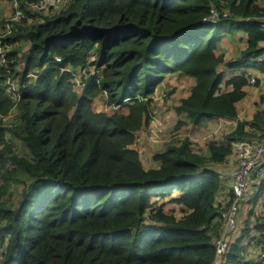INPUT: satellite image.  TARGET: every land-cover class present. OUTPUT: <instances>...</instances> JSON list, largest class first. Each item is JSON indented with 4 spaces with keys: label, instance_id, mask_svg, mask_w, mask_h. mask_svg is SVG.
I'll use <instances>...</instances> for the list:
<instances>
[{
    "label": "trees",
    "instance_id": "trees-1",
    "mask_svg": "<svg viewBox=\"0 0 264 264\" xmlns=\"http://www.w3.org/2000/svg\"><path fill=\"white\" fill-rule=\"evenodd\" d=\"M37 1L17 0L21 15L0 37L14 47L8 70L20 62L22 71L15 122L0 128V264H210L208 226L219 215L215 196L222 183L209 164L222 163L232 141L264 132V91L249 119L237 117L248 70L264 73V4L65 0L49 13L29 8ZM237 31L243 46L225 59L219 43ZM68 65L95 71L78 95L70 72L61 69ZM222 65L232 74L219 72ZM171 72L193 79L172 105L176 127L185 123L181 115L192 125L213 118L235 125L205 140L206 155L182 136L152 155L156 167L144 168L130 144L149 121L156 84ZM4 74L0 65V79ZM100 91L121 110L94 111L91 100ZM9 106L0 90V112ZM6 133L24 154L14 152ZM14 181L22 188L12 201L7 190ZM263 192L264 176L250 204ZM164 197L183 213L165 212L157 201ZM252 228L263 231L264 223L243 225L224 264H241Z\"/></svg>",
    "mask_w": 264,
    "mask_h": 264
},
{
    "label": "rangeland",
    "instance_id": "rangeland-1",
    "mask_svg": "<svg viewBox=\"0 0 264 264\" xmlns=\"http://www.w3.org/2000/svg\"><path fill=\"white\" fill-rule=\"evenodd\" d=\"M65 0H62L60 4H58L56 7L48 9L46 12L53 13L55 10H58ZM263 3V2H262ZM18 2L17 0H0V37L7 36L10 34L11 30L9 27L8 22L13 21L12 19H16L15 17V10L14 8H18ZM29 8L32 10H37L36 8L29 5ZM30 19V18H29ZM3 28V29H2ZM223 40L219 44V49L223 52L224 58H234L239 48L243 46V39L244 34L240 31H237L234 36H223ZM16 46H19L22 49H25L27 46L26 42L19 41ZM14 50V47L12 45L2 44L0 42V65L3 67V70L5 74L0 79V90L2 91L3 95L6 97L7 100L10 101V106L7 107V109L4 112H0V128H10L15 122V118L17 115V102H18V96H15L12 94V89L18 87V80L19 75L21 71V65H19L20 62H16L15 64H12V67L14 70H8L9 61L11 53L9 52ZM18 60L20 59V56H18ZM69 70L71 77L70 81L72 82V88L75 94H79L80 88L82 87V83L84 81L81 72L79 71L82 67H85V72H95L92 66H82L80 68H72L69 65L67 66ZM219 72L224 73V75H227V72H225V68L222 65L219 67ZM73 73V74H72ZM92 75V74H91ZM228 77V76H227ZM30 78L26 81H29ZM257 82L255 81L252 85H248L250 90H255V100L259 97V94L264 91V79L262 82H260L259 79H257ZM193 83V79L189 76L171 72L166 73L160 82L156 84V87L154 89L153 94H151V103H150V117L160 119V131L158 132V136L156 137L155 141H152L148 138V127H149V121L146 122V124H143L140 129H138L135 132V137L133 142L130 144L132 148H134L139 155V158L141 157V164L144 168H148L149 162L151 160L154 161L153 154L158 152L163 148V146L167 142H171L174 139H178L182 136H187L191 139V147L193 151H200L202 154H207L205 151V140L209 138H219L222 133L226 132L229 127V123H225V127H221L219 122H210L208 120H203L201 123L192 126L189 121H185L182 126H175V120L172 111V105L180 98L181 96H184L188 93L190 85ZM223 86V85H222ZM156 95H159V99L155 97ZM156 98V99H154ZM106 99V93L105 91L98 92L91 100V108L94 111H103L106 114H110L114 111H119L121 108H118L117 105H107L105 103ZM249 99H245L244 101H248ZM193 127V130H192ZM7 139L10 135L7 133L4 135ZM9 140V139H8ZM194 140V142H192ZM10 142L13 144V150L15 153L18 154H24V148L23 145L18 140H15V137L10 136ZM157 161V160H156ZM158 162V161H157ZM209 163H207L208 165ZM212 165V164H209ZM156 167V166H155ZM22 185L20 182H12L9 185V188L7 190V193H10L7 195L9 200L14 201L16 197L18 196L19 191L21 190ZM176 193V191H174ZM264 194V192H263ZM6 195H4L1 199L6 202L7 199ZM163 200V201H162ZM262 200V201H261ZM158 202H163L162 207L163 210L167 213H172L176 217L180 216L183 211L180 208V206L176 205L173 202L166 201V197L163 199H157ZM249 200L246 202L244 201L241 209H240V217L243 218L248 226H251L252 223L255 221L261 219L264 222V197L259 198L258 200H255L254 203H257L256 206L251 209ZM218 205L219 210L224 209L225 202L222 205ZM247 206V208H246ZM257 207V210H256ZM260 209V210H259ZM251 211V212H250ZM249 214H248V213ZM251 224V225H250ZM255 230H250V233H254ZM244 241V239H243ZM246 247V244H245ZM259 247V246H258ZM257 245H254V251L251 253L252 262L245 261L247 260V257H245L244 249L241 252V264H260L259 261H257L254 256L255 253L258 251ZM4 248V244L2 247H0V254H2ZM1 260V255H0Z\"/></svg>",
    "mask_w": 264,
    "mask_h": 264
},
{
    "label": "built area",
    "instance_id": "built-area-1",
    "mask_svg": "<svg viewBox=\"0 0 264 264\" xmlns=\"http://www.w3.org/2000/svg\"><path fill=\"white\" fill-rule=\"evenodd\" d=\"M61 1L62 0H38L31 4V6L47 11L50 8L56 7ZM20 15V11L15 8V17ZM261 26L264 30V23H262ZM55 59L59 60L57 56H55ZM61 69L72 72L67 66L62 67ZM84 69L85 67H82L79 70L83 79L93 74V72L90 71L85 72ZM255 79V75L248 76L246 85H252L255 82ZM81 83L83 84V82ZM12 94L18 96L16 87L12 89ZM149 124L148 138L155 141L158 132L160 131V119L152 117ZM263 157L264 132L254 139H237L232 141L231 153L225 157L222 163H219L224 164L227 167L223 169L212 167L218 172L221 178V183L223 179H225L227 183V198L225 200L226 206L224 209H218L219 215L214 217L208 226L209 232L212 234V242L214 245V259L210 264H224V257L229 248V244L238 234L243 225L245 226V220L239 218L238 215L239 205L243 201L247 202L250 195L260 184V181L264 176ZM254 223L261 224L264 222L259 219ZM254 223H252V225ZM252 229L255 230L254 228ZM242 243L246 244L244 253L246 254L245 257H247V260L245 261L252 262L251 253L254 251V245H257V247H259L254 258L259 261L260 264H264V230L260 232L255 230L252 234L249 231L247 239H244Z\"/></svg>",
    "mask_w": 264,
    "mask_h": 264
},
{
    "label": "crops",
    "instance_id": "crops-1",
    "mask_svg": "<svg viewBox=\"0 0 264 264\" xmlns=\"http://www.w3.org/2000/svg\"><path fill=\"white\" fill-rule=\"evenodd\" d=\"M263 2V3H262ZM261 4H264V0H261V2H260ZM263 21H264V19H263ZM228 36V35H227ZM229 37V36H228ZM220 44V43H219ZM218 70H220L219 68H218ZM226 71H228L227 72V75L226 76H228V75H231L232 74V72L233 71H230V70H226L225 69V72ZM249 72H251L252 73V75H255L256 76V78L257 79H259L260 80V82H262V80L264 79V73H262V72H254V71H251V70H248ZM225 76V77H226ZM244 88H245V91H246V94H245V96H244V98L243 99H241L239 102H238V104H237V117L239 118V119H249L250 117H251V115H252V112H253V110H254V108H255V102L257 101V100H255V95H256V91L255 90H250V88H249V86L248 85H245L244 86ZM155 97L157 98V99H159V95H156L155 94ZM156 98H154V99H156ZM245 99H249L248 101H244ZM174 114V113H173ZM180 117V116H179ZM182 120H185L186 121V118L185 117H183L182 115H181V117H180ZM223 119V120H222ZM174 120H175V123H176V116H174ZM206 120H208V121H210V122H219L220 123V126L221 127H225V123H229V127H228V130L227 131H229L234 125H235V121L234 120H231V119H225V118H213V119H206ZM182 126V125H181ZM192 126H194V125H192ZM192 130H193V127H192ZM226 131V132H227ZM189 140L191 141V139L189 138ZM192 142H194V140L192 141ZM206 151V150H205ZM207 152V151H206ZM204 155H206V154H204ZM140 161H142L141 160V157H140ZM150 164H149V166H147V167H155V166H157L158 165V162L156 161V160H154V161H152V163H151V160H150V162H149ZM210 166H213V167H215L216 169H223V168H226L227 166L226 165H224V164H215V165H210ZM263 198L264 197V194L262 193L256 200H258L259 198ZM226 198H227V183H226V181H225V179H223L222 180V186H221V189L218 191V193H217V195L215 196V203L216 204H219V205H222L224 202H225V200H226ZM262 201V200H261ZM244 202V201H243ZM243 202L242 203H240V205H239V211H238V215H239V218H241L240 217V209H241V206H242V204H243ZM249 204H250V202H249ZM256 204L257 203H254V204H250V208H254L255 206H256ZM261 204H264V203H260V205ZM258 205V204H257ZM246 208H247V206H246ZM256 210H257V207H256ZM260 210V209H259Z\"/></svg>",
    "mask_w": 264,
    "mask_h": 264
}]
</instances>
